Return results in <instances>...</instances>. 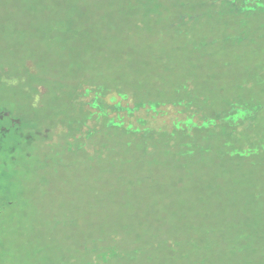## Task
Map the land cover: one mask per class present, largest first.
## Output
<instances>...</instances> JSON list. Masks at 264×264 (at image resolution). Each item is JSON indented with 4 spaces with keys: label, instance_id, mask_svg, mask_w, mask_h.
I'll return each instance as SVG.
<instances>
[{
    "label": "rangeland",
    "instance_id": "obj_1",
    "mask_svg": "<svg viewBox=\"0 0 264 264\" xmlns=\"http://www.w3.org/2000/svg\"><path fill=\"white\" fill-rule=\"evenodd\" d=\"M229 1L246 6L48 0L46 12L75 34L78 78L120 115L158 111L146 118L155 130L175 119L174 103L201 97L207 113L247 103L264 128V0H248L252 14ZM260 128L239 130L236 147L254 149L244 158L143 150L131 135L101 155L96 137L87 150L33 141L29 153L1 152L0 264H264V153L250 147Z\"/></svg>",
    "mask_w": 264,
    "mask_h": 264
},
{
    "label": "trees",
    "instance_id": "obj_2",
    "mask_svg": "<svg viewBox=\"0 0 264 264\" xmlns=\"http://www.w3.org/2000/svg\"><path fill=\"white\" fill-rule=\"evenodd\" d=\"M48 5V0H0V154L29 153L33 141L87 150L96 137L101 155L113 140L120 143L119 139L130 135L143 141V150L159 146L179 156L199 157L221 149L244 158L254 150L236 146L241 128L249 134L261 127L253 128L256 112L239 120L234 108L216 112L224 115L222 124L219 130L211 128L204 147L194 143L172 147L169 137L155 140L160 142L157 145L149 139L152 135L135 129L138 124L127 125L118 103L106 100L99 88L78 78L80 65L70 45L75 34L62 30L58 16H48ZM259 133L264 138V128ZM250 147L264 153V140Z\"/></svg>",
    "mask_w": 264,
    "mask_h": 264
},
{
    "label": "flooded vegetation",
    "instance_id": "obj_3",
    "mask_svg": "<svg viewBox=\"0 0 264 264\" xmlns=\"http://www.w3.org/2000/svg\"><path fill=\"white\" fill-rule=\"evenodd\" d=\"M248 0H244V3L242 2L241 6H238V4H234L232 1H229L228 7L230 12H234V11H245L247 13H253L256 9V7H254V4L251 3ZM222 10V9H221ZM260 11H264V6L260 7L259 9ZM225 11V8L222 10ZM247 17V16H246ZM248 25L244 26V30L245 33H247V28ZM188 33V32H186ZM205 98H201L199 97V101L198 102H194L193 100H182L181 102H179V104L174 103L173 106L174 108H177V110L173 111V114L175 116H173V119L171 122H169V125L166 127L160 126V128H157L155 130H152V126H147L146 123V118L147 117H151L152 119H155V115L158 111H146L144 112V117H142V120H140L139 117H135L134 116V110L133 108L135 107H131L129 109H131V111L128 113L127 111H125V114L120 115L127 123V125L129 124H133L136 122V124H142V135L146 136L147 133L152 135V136H156L159 134V137L162 139V141L164 140V138L169 137V139L171 140L170 143H172V147H177L178 144H189V143H194L196 146H201L204 147L205 143L207 141H209V131H211V128H215L216 130H219L220 124H222V119L223 116L221 115H216L215 113H207L205 111V106H204V102H205ZM241 108H234L233 110L238 112L239 116H238V120L241 118L246 117L249 113L250 116H253L255 114L254 109L251 110V108H248V104H244L243 106H240ZM138 108V107H137ZM123 109V107H120L119 110L121 111ZM115 113V112H114ZM177 115H184L182 118L176 116ZM126 117H130L132 120L131 122L129 120H127ZM231 118H233V116L231 115ZM145 119V120H144ZM140 129V128H139ZM166 133L169 136H165V137H161L160 133ZM166 141V140H165ZM201 150V149H199ZM177 154V153H176ZM183 156L187 157V155ZM188 156L192 157L191 154ZM195 157V156H194Z\"/></svg>",
    "mask_w": 264,
    "mask_h": 264
}]
</instances>
